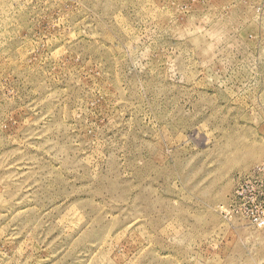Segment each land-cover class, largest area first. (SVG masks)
Segmentation results:
<instances>
[{
  "label": "rangeland",
  "instance_id": "rangeland-1",
  "mask_svg": "<svg viewBox=\"0 0 264 264\" xmlns=\"http://www.w3.org/2000/svg\"><path fill=\"white\" fill-rule=\"evenodd\" d=\"M263 207L264 0H0V264H264Z\"/></svg>",
  "mask_w": 264,
  "mask_h": 264
},
{
  "label": "built area",
  "instance_id": "built-area-1",
  "mask_svg": "<svg viewBox=\"0 0 264 264\" xmlns=\"http://www.w3.org/2000/svg\"><path fill=\"white\" fill-rule=\"evenodd\" d=\"M254 222H255V223H254ZM254 222H253V223H254L257 227H262V226H264V207L262 208L260 215H258L257 217H255Z\"/></svg>",
  "mask_w": 264,
  "mask_h": 264
}]
</instances>
